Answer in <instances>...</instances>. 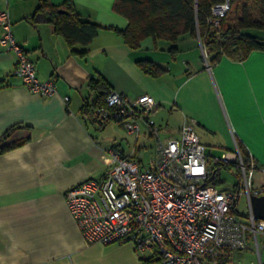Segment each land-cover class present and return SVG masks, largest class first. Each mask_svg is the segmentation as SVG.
<instances>
[{"label":"crops","instance_id":"1","mask_svg":"<svg viewBox=\"0 0 264 264\" xmlns=\"http://www.w3.org/2000/svg\"><path fill=\"white\" fill-rule=\"evenodd\" d=\"M72 1L82 20L100 25L87 46L70 47L49 23L33 20L40 0H0L37 78L56 87L51 96L30 91L14 73V53L0 46V135L15 128L0 147L27 139L0 153V264H143L147 259L130 242L86 244L66 205L68 189L111 169L112 148L138 158L136 141L129 151L121 141H109L107 123L97 126L82 116L88 82L99 74L131 98L151 95L158 104L152 117L165 138L178 136L184 120L191 119L205 146L223 155L240 142L264 167V51L241 61L224 56L210 67L199 38L187 33L178 37L173 53L170 41L151 37L130 48L111 29H125L129 22L114 9L115 0ZM196 46L199 60L191 55ZM142 59L166 71L146 74L136 63ZM255 184H264V172L256 173ZM258 240V255L237 253L247 264H264V235Z\"/></svg>","mask_w":264,"mask_h":264},{"label":"built area","instance_id":"2","mask_svg":"<svg viewBox=\"0 0 264 264\" xmlns=\"http://www.w3.org/2000/svg\"><path fill=\"white\" fill-rule=\"evenodd\" d=\"M228 9V2L212 7L215 26ZM0 28V46L14 53V73L22 84L43 96L55 94L54 82L37 78L34 64L14 38L7 8L0 9ZM157 105L149 94L131 98L110 89L89 120L97 126L115 121L135 141L144 126L153 147L147 164L112 148L114 164L102 178L66 191L68 212L84 242H130L135 250L150 252L143 264H242L235 261L237 253L253 250L258 255L264 220L255 218L251 199L264 195V184L254 183L264 167L252 157L245 163L237 146L234 152L209 158L191 119L184 120L178 136L161 138L162 129L152 117ZM218 161L235 163L239 176L231 188L211 183L210 165ZM242 203L246 209L240 212Z\"/></svg>","mask_w":264,"mask_h":264},{"label":"trees","instance_id":"3","mask_svg":"<svg viewBox=\"0 0 264 264\" xmlns=\"http://www.w3.org/2000/svg\"><path fill=\"white\" fill-rule=\"evenodd\" d=\"M228 2L229 9L214 25L212 7ZM114 9L128 19L125 29L111 28L120 35L130 48H137L140 41L151 37L154 41L164 39L172 43L170 51L176 52L175 43L182 34L199 38L206 62L216 65L224 56L241 61L252 51H264V36L247 30L264 31V0H115ZM35 21L49 23L53 31L61 34L70 47L87 46L97 35L100 25L82 20L73 1L65 0L53 5L49 0H40L33 15ZM138 66L146 74L157 77L166 70L150 60H137ZM89 94L83 98L81 113L92 119L96 107L103 103L111 89L102 75L90 78ZM13 129L0 135V143L9 138ZM27 139L0 147V153L24 143ZM237 148L245 163L250 155L238 142ZM210 161V159H209ZM256 162V161H255ZM235 163L218 161L211 164V183L218 184L222 169H230ZM239 172L236 169V177Z\"/></svg>","mask_w":264,"mask_h":264},{"label":"rangeland","instance_id":"4","mask_svg":"<svg viewBox=\"0 0 264 264\" xmlns=\"http://www.w3.org/2000/svg\"><path fill=\"white\" fill-rule=\"evenodd\" d=\"M251 34L259 35V36H264V31L261 30H255V29H250L247 30ZM150 40V39H148ZM190 52V51H189ZM194 59L200 58V49L199 47H195L193 50ZM195 55V56H194ZM196 57V58H195ZM107 129L105 131V135L110 137L109 141L116 142L118 143L121 141L125 146L126 149L131 151L134 144H135V136L132 134H129L126 132V129L121 127L118 123L115 121H110L107 123ZM117 129L119 130V133L117 132ZM143 132H146V129L144 126H141V134L136 141L137 146H140V150L137 152V157L140 158L143 162V164H147V162L151 158V152H152V147H153V140L150 137H146ZM165 132H161V138H165L166 134ZM173 137V136H170ZM115 139V140H114ZM221 152L222 150L218 149L217 147L207 145L206 146V155L210 157H221ZM219 179L221 180L217 185L221 189H228L231 188L235 183H236V169L235 167L231 166L230 169H222L220 174H219ZM256 183V176H255V182ZM246 209L245 203H242L238 210L240 212H243ZM137 251V250H136ZM139 252V251H138ZM140 254L144 255H150V252H139ZM248 258L242 257L241 255H235V261H240L242 264H247Z\"/></svg>","mask_w":264,"mask_h":264},{"label":"water","instance_id":"5","mask_svg":"<svg viewBox=\"0 0 264 264\" xmlns=\"http://www.w3.org/2000/svg\"><path fill=\"white\" fill-rule=\"evenodd\" d=\"M251 205L255 218L264 220V195L252 197Z\"/></svg>","mask_w":264,"mask_h":264}]
</instances>
